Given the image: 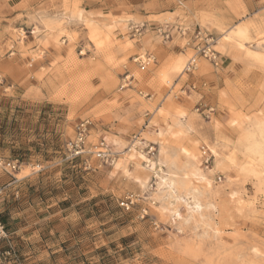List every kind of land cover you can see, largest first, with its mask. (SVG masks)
I'll return each instance as SVG.
<instances>
[{
	"label": "rangeland",
	"instance_id": "rangeland-1",
	"mask_svg": "<svg viewBox=\"0 0 264 264\" xmlns=\"http://www.w3.org/2000/svg\"><path fill=\"white\" fill-rule=\"evenodd\" d=\"M258 5L228 10L230 24L208 13L199 20L237 63L221 84L204 60L181 74L190 50L162 62L163 49L152 47L155 63L139 69V41L121 37L125 28L106 41L90 32L84 46L68 34L61 54L34 55L45 65L35 70L30 60L17 90L0 73V217L20 264H264V49H253L264 42V0ZM125 73L130 84L120 89ZM192 81L205 87L181 93ZM200 98L214 108L209 118L195 110ZM84 118L95 124L92 142L101 135L121 151L141 132L142 143L111 166L89 159L86 169L64 150ZM194 155L207 180L191 173ZM14 159L19 170H5L1 161ZM127 194L129 209L119 205Z\"/></svg>",
	"mask_w": 264,
	"mask_h": 264
},
{
	"label": "crops",
	"instance_id": "crops-1",
	"mask_svg": "<svg viewBox=\"0 0 264 264\" xmlns=\"http://www.w3.org/2000/svg\"><path fill=\"white\" fill-rule=\"evenodd\" d=\"M262 1L231 0L235 5L229 6L228 0H0V73L5 74L7 88L17 90L30 72V60L35 70L45 65L34 62V55L41 51L50 59L61 54L68 34L75 35L77 43L84 46L90 32L102 40H111L130 23L155 26L167 13L198 25L204 13L214 14L216 18L222 15L226 24H230L234 16L228 10H258ZM155 17L160 19L154 20ZM182 42L179 40L177 47L163 46L153 32H148L140 38V46L134 43V50L138 53L149 52L152 47L154 51L162 48L160 57L165 62L171 57L186 56ZM231 54L226 46L220 54V67L211 70L215 83L221 84L237 73V63Z\"/></svg>",
	"mask_w": 264,
	"mask_h": 264
},
{
	"label": "built area",
	"instance_id": "built-area-1",
	"mask_svg": "<svg viewBox=\"0 0 264 264\" xmlns=\"http://www.w3.org/2000/svg\"><path fill=\"white\" fill-rule=\"evenodd\" d=\"M148 32H153L158 42L163 45H175L178 46V41L183 40L181 49H187L191 51V54L186 59L181 74L192 75L200 66V61L204 60L209 65L217 69L221 65L220 53L215 49L217 38L202 28L196 23H189L182 17H174L172 19H163L157 25L152 26L146 23H130L125 27L124 33L121 37H130L137 42L140 38ZM132 61L137 65L139 69H144L148 65L155 63V56L148 51L138 53L132 57ZM3 77L0 74V83H2ZM130 84V75L125 73L121 79L120 89L128 87ZM205 87V83L197 84L192 81L189 82L185 89L181 90V93L187 91L200 92ZM141 94V92H140ZM177 97V96H175ZM196 111H199L204 117L209 118L214 113V108L201 101V98L197 102L195 107ZM95 128V124L92 119L84 118L80 119L73 126V136L64 145L65 155L68 159H80L84 168H90V160H95L99 166H111L113 165L123 152H129L128 146L132 143H136V149L142 143L141 132L133 134L130 138L128 145L121 151L113 150L111 145L106 139L99 135L95 142L89 140L91 131ZM146 151L149 156H153L155 153V147L152 144L146 145ZM202 164L205 168L211 165V155L208 153L207 148L203 145L200 148ZM3 168L9 172L19 170L20 163L18 160L1 161ZM4 187H0V197L4 192ZM133 204L132 195H126L119 205L125 209ZM7 232L4 223L0 217V264H20L18 261V254L13 245L7 241ZM6 240L7 245H3Z\"/></svg>",
	"mask_w": 264,
	"mask_h": 264
},
{
	"label": "bare ground",
	"instance_id": "bare-ground-1",
	"mask_svg": "<svg viewBox=\"0 0 264 264\" xmlns=\"http://www.w3.org/2000/svg\"><path fill=\"white\" fill-rule=\"evenodd\" d=\"M224 38H228L230 35H229V33H226V34H224V35H222ZM222 39V38H221ZM264 43V42H263ZM261 41H257V42H255L254 44H253V49H255V48H260L261 50L262 49H264V44H263ZM251 51V50H250ZM253 52H256V51H253ZM257 53V52H256ZM177 69H179L180 68V65L178 64L177 65V67H176ZM156 134L157 135H160L161 134V131L160 130H158L157 132H156ZM136 143H132L131 145H129V147H130V149H132L133 151L136 149ZM159 150L160 151H162L163 150V147H161V146H159ZM192 160V167H194V169L195 170H193L191 173L193 174V175H198V176H200V178L202 179V180H207L209 177L208 176H205L204 174H202L201 172H200V169H199V167H198V156L196 155H194L193 156V159H191ZM120 163V162H119ZM121 164V163H120ZM119 164V165H120ZM190 167V166H189ZM117 168V167H116ZM162 170V169H161ZM158 177V176H157ZM160 178V180L162 181L161 183H164L165 185L167 184L168 186H171V185H173L174 184V181L173 180H171V179H167V178H163V177H160V175H159V177H158V179ZM145 182H146V179L145 178H143L142 179V181H141V183L144 185L145 184ZM167 186V187H168ZM197 203V202H196ZM198 206V205H197ZM176 215L178 216V214L176 213Z\"/></svg>",
	"mask_w": 264,
	"mask_h": 264
}]
</instances>
